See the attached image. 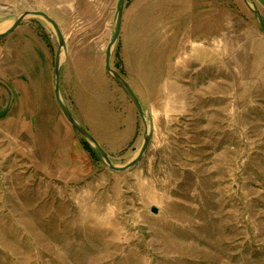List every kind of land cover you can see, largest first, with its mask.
<instances>
[{
    "label": "rangeland",
    "instance_id": "rangeland-1",
    "mask_svg": "<svg viewBox=\"0 0 264 264\" xmlns=\"http://www.w3.org/2000/svg\"><path fill=\"white\" fill-rule=\"evenodd\" d=\"M117 2L0 0V33L27 10L59 23L61 96L124 166L146 127L105 66ZM58 49L39 16L0 38V264H264V32L244 0H126L111 63L154 127L129 171L65 118Z\"/></svg>",
    "mask_w": 264,
    "mask_h": 264
},
{
    "label": "water",
    "instance_id": "water-1",
    "mask_svg": "<svg viewBox=\"0 0 264 264\" xmlns=\"http://www.w3.org/2000/svg\"><path fill=\"white\" fill-rule=\"evenodd\" d=\"M126 0H118L117 2V8H116V21H115V28L113 35L111 37L110 42L107 45L106 48V57H105V66L106 69L111 75L115 78V80L121 85V87L127 92V94L130 96V98L135 103L139 114L142 118V121L146 127V132L144 135V142L140 148V151L136 155L134 159H132L130 162H128L124 166H117L113 164L109 154L105 151V149L101 146V144L98 142V140L81 124L78 122V120L75 118L73 113L71 112L70 108L67 106V104L64 102L61 92H60V75H61V68H62V53L66 50V41L65 37L63 35V32L61 30V27L59 23L51 17L47 12L43 10H27L24 11L19 17L15 20L13 25H11L8 29L0 33V38L7 36L11 32H13L20 24L21 22L28 16H39L44 18L54 29L58 41H59V49L57 51L56 59H55V97L57 102L60 105V108L65 116V118L68 120V122L82 135L84 139H86L89 143H91L98 151L100 156L105 160L108 167L115 172H125L129 171L132 168L136 167L141 160L144 158L147 150L149 149L152 139H153V123L149 122L147 120L146 113L144 111L143 105L131 86L127 83V81L122 77V75L114 69L111 63L112 59V52L113 48L119 39L121 28H122V21H123V13H124V6H125ZM247 7L250 9V11L257 17L260 27L264 32V18L259 11V9L255 6V4L252 2V0H244ZM152 211L154 213H157L158 210L155 206L152 207Z\"/></svg>",
    "mask_w": 264,
    "mask_h": 264
},
{
    "label": "crops",
    "instance_id": "crops-1",
    "mask_svg": "<svg viewBox=\"0 0 264 264\" xmlns=\"http://www.w3.org/2000/svg\"><path fill=\"white\" fill-rule=\"evenodd\" d=\"M256 1V3H257V0H255Z\"/></svg>",
    "mask_w": 264,
    "mask_h": 264
},
{
    "label": "bare ground",
    "instance_id": "bare-ground-1",
    "mask_svg": "<svg viewBox=\"0 0 264 264\" xmlns=\"http://www.w3.org/2000/svg\"><path fill=\"white\" fill-rule=\"evenodd\" d=\"M7 28V27H6ZM3 30V29H2Z\"/></svg>",
    "mask_w": 264,
    "mask_h": 264
}]
</instances>
